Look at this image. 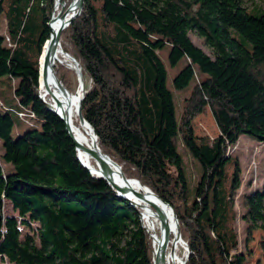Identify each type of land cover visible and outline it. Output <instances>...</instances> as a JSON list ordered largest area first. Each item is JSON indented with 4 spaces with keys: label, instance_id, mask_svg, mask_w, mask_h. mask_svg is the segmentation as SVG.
<instances>
[{
    "label": "trees",
    "instance_id": "1",
    "mask_svg": "<svg viewBox=\"0 0 264 264\" xmlns=\"http://www.w3.org/2000/svg\"><path fill=\"white\" fill-rule=\"evenodd\" d=\"M53 3L0 0V28L6 22L0 79L9 77L22 107L0 98V260L153 264L150 235L137 209L81 164L64 121L39 97L38 58ZM250 9L243 0H83L60 33L61 48L90 79L80 110L98 146L126 177L172 206L190 250L185 264H246L233 202L240 167L235 159L232 173L226 171V149L240 134L264 144V9ZM192 33L212 55L192 41ZM165 46L169 65L182 64L174 88L195 83L179 121L159 54ZM54 69L67 85L68 68ZM206 106L219 130L213 139L193 129L194 116ZM14 115L39 123L13 137ZM178 132L200 165L194 186L174 140ZM5 200L21 223L29 225L25 217L38 222L39 243L31 234L20 236L16 216L2 217ZM242 204L245 241L255 228L264 235V186L244 193ZM259 245L264 250V238Z\"/></svg>",
    "mask_w": 264,
    "mask_h": 264
},
{
    "label": "rangeland",
    "instance_id": "2",
    "mask_svg": "<svg viewBox=\"0 0 264 264\" xmlns=\"http://www.w3.org/2000/svg\"><path fill=\"white\" fill-rule=\"evenodd\" d=\"M61 1L64 2L63 7L61 4L60 5L56 4L57 0H54L51 16H54L56 11L59 12L60 10H62V13H63L66 10V8L68 7V5L72 2V0H68V4H66L64 0H61ZM243 5L248 7V10L250 12H252V10L250 8H252L256 5H259L260 7H262L264 9V0H243ZM56 8H59V9L56 10ZM51 16H50V18H51ZM5 28H6V22H5V19L3 18L0 30L2 32H6ZM49 35H50V29H49ZM190 37L196 45L200 46L208 54H211L210 47H208L204 43V41L201 37L197 36L194 33H192L190 35ZM6 39H8V36H6ZM59 42H60V39H59ZM168 48H169L168 46H165L164 48L160 49L159 54L161 55V57L165 63L166 69H167L166 84L169 87V89L173 92L175 116H176V120L179 121L182 117L183 112H184V106H185L186 98L189 97V95L191 93V89L193 88V85L195 83L192 81L186 87H184L182 89L174 88L173 83H172V78L175 75V73L181 68L182 64L178 63L176 66H170L169 65V62L167 59ZM41 50H42V47H41ZM63 51L67 55L66 58H63L61 62L57 61L56 63H54L53 68H55L57 66V64H61V65L65 66L66 68H68L69 72L67 75V78H68L67 85L63 82L62 78H59V75L56 74L55 69H53L55 76L57 77V79L63 84V86L70 93L75 92L77 86L82 84L83 87H82V91H81V95H80V96H82L85 89L90 87V79L86 75L83 74L78 60L76 58H74V56H72L70 53L66 52L65 50H63ZM40 54H41V51H40ZM40 54H39V56H40ZM39 60H40V58H38V94L40 92L39 91L40 90V87H39V77H40ZM79 72L81 74H79ZM80 77H82V79H83L82 83L80 81ZM196 78H200V77L197 75ZM10 82H11V80L9 79V77L7 75L1 77V79H0V98L2 100H4V102L6 104H9L12 107L17 108V109H22V107L18 103V100L14 98L12 90L9 88ZM45 100H47V99H45ZM51 111H53V110H51ZM30 115H32V114L30 113ZM25 118H26V120H24V119L21 120L16 115H14L15 123H14V127L12 129V136L13 137H16L20 132L27 129L32 122H35L33 124H36V122H37V124L39 123V121H37L34 117H25ZM75 122L78 124H79V122H81L78 113L76 115ZM192 124H193L194 133L196 135L207 136L210 139H213L219 133L218 127L215 123V120L213 118L211 110L208 106H206V108L203 109L202 112L197 113L194 116ZM88 127L91 129V131H93L90 124ZM85 132H87V131L85 130ZM93 133H95V132L93 131ZM174 140H175V143L177 145L178 151L181 153V155L183 157L185 173H186L188 180L190 182V186H194V184L196 183V180L199 177V173L201 171L200 165L196 159L191 157L187 148L183 145V141L181 139V135L179 132L175 136ZM96 143H97V141H96ZM226 153L231 155V160H230V162H228V164L226 166V171L229 172L230 174L232 173V171L234 169L233 163H234L235 159L238 160L239 167H240V172H239L240 184H239L238 188L236 189V191L234 192L235 195L233 198L234 208L236 211L235 225H236V229H237V233H238L240 248L245 249L244 247H246V254H247L246 260H245L246 264H264V250H262L260 248V245H259V242L261 239L264 238V235L260 229L255 228V229L251 230V232L248 234V240L245 241L247 238V233L245 231L246 226H247V222H245L241 218L242 213L244 211L243 204H242L243 194L246 193L247 191H254L255 189L261 190L264 186V145H263V143L252 139L247 134H240L234 143H231L227 146ZM116 163L120 166V164L118 162H116ZM8 166H10V165L8 164ZM120 168H121V166H120ZM131 178H134V177H131ZM135 179H137V178H135ZM144 186H146V185H144ZM146 187H148V186H146ZM136 209L140 215V220H141V212L139 211L138 208H136ZM173 211H174V209H173ZM175 215H176V213H175ZM6 216H16V218L18 220V225H19V228L21 231L20 236L22 238L24 237L25 234H31L35 238V242L39 243L38 236H37L38 226H39L38 222L29 220L27 217H25L24 219L28 220L29 225L21 223L20 220L22 217H20L17 214V212L12 209V205L8 200L3 201V206H2V217L5 218ZM177 222H178V218H177ZM141 224L143 225V227H145V226L148 227V225L144 222L143 219L141 221ZM147 227H145V228L149 232L151 247H152V252H153L154 250H153L152 236H151L150 231L147 229ZM150 230H152V229H150ZM178 230L180 232L179 222H178ZM180 236H181V233H180ZM181 241L184 244H181V246L177 250V253L178 254H184V258L182 259L181 264H185L186 259L189 256L190 250L186 244V241L182 238V236H181ZM152 255H153V260H154L155 254L153 253ZM0 264H16V263L11 262L6 257H4L3 259L0 260Z\"/></svg>",
    "mask_w": 264,
    "mask_h": 264
},
{
    "label": "bare ground",
    "instance_id": "3",
    "mask_svg": "<svg viewBox=\"0 0 264 264\" xmlns=\"http://www.w3.org/2000/svg\"><path fill=\"white\" fill-rule=\"evenodd\" d=\"M56 4L60 5L61 3L57 1ZM57 9L59 8H56V10ZM57 12L58 11L55 12L56 20L50 24V29L52 32H55L57 30L61 22V17L60 15H58ZM69 13L65 15V18L69 16ZM46 47L48 48L49 45L46 44ZM61 47V44H58L56 47L55 55L52 57L51 64L49 65L46 71V78H43L42 76V58H40L39 91L45 99H47L55 106V108V100L60 101L61 112L64 114L70 125L71 133L74 139L78 143L83 145L85 148H91L94 147V143L96 141L91 129L87 126V124L83 122H79V124L75 122V118L77 115L78 98L81 95L83 85H78L75 92L73 93L67 91V93L63 94L57 88V82L54 77L55 73L53 74V64L57 61L61 62L62 59L66 58L67 56ZM47 87H49L50 91H47ZM85 130L87 132H85ZM76 150L77 156L80 160H82V162H84V164L90 166V168L92 169L97 170L98 166L96 164V161L85 151V149L81 147L80 149ZM111 179L113 182L120 186L129 187L126 196L128 197L129 201L133 204V206L138 208L141 212V221L143 219L144 222L148 225V228L152 229L151 235L154 250L153 252L155 254V257H159V264H181V261L184 258V254H178L177 250L181 246V244L184 243L181 240H176L174 237L175 234H177L178 232V227L176 225L172 209L169 206L164 205L157 198V196L150 192L148 189L149 187L146 188L145 186H142L134 179H130L128 181L123 180L120 172L114 166H112ZM134 191L140 192L141 195L139 196L135 194ZM154 205H158L159 207H161L165 213V221L168 224L169 230V239L167 241L165 240L166 230L161 226L159 219L156 217ZM163 243H165V247L163 249L159 248L160 246H162Z\"/></svg>",
    "mask_w": 264,
    "mask_h": 264
},
{
    "label": "water",
    "instance_id": "4",
    "mask_svg": "<svg viewBox=\"0 0 264 264\" xmlns=\"http://www.w3.org/2000/svg\"><path fill=\"white\" fill-rule=\"evenodd\" d=\"M57 1L61 3L62 7L64 6V2L63 1H61V0H57ZM82 2H83V0H72V2L68 5V7L66 8V10L63 13H62V10L57 12L58 15H60V17H61V22H60V25H59V27L57 28V30L55 32H52L51 29H50V23L56 20L55 15L51 16L50 20L48 21V26H49V29H50V35H49V38H46V40L44 41V43L42 45L41 54L39 56V58H42V62H41L42 67L41 68L43 70L42 71L43 78H46L47 68L51 64L52 57L55 55V51H56L57 45L60 44L59 36H60L61 30L71 21V19L74 16H76V15H78L80 13L81 8H82ZM68 13H69V16L67 18H65V15L68 14ZM46 44L49 45L48 48L46 47ZM39 65H40V63H39ZM53 74H54V72H53ZM79 74H81V73L79 72ZM54 77H55L56 82H57L58 90L61 91L63 94L67 93L68 90L57 79L55 74H54ZM80 81L83 82L82 77H80ZM47 89H46L47 91H50L49 87H47ZM39 97L41 98V100L43 101L44 105L48 109L53 110L64 121L67 133H68L69 137L72 139V141H73V143L75 145V148L76 149H80L82 147L83 149H85V151L96 161V164H97L98 168H97V170L96 169H92V168H90V166H87L86 164H84V162H82V160L79 159L81 164L84 167H86L87 169H89L90 172H92V173L95 172V173H93L94 176L105 179L106 182L115 190L117 196L129 201L128 197L126 196V193L128 192L129 187L120 186V185H118V184H116L115 182L112 181V179H111L112 166H114L115 168L118 169V171L120 172L123 180L128 181L130 179H134L138 183H140L142 186H144L138 179L126 177L125 174L123 173V171L121 170L120 166L114 160H112L106 153H104V152H102L100 150V148L98 147L96 141L94 143V147L85 148L83 145H81L80 143H78L74 139V137H73V135L71 133L70 125H69L66 117L64 116V114L61 112V104H60L59 100H55V105H56V108H55V106L51 102H49V101L44 99V97L40 94V92H39ZM80 100H81V96H79V98H78L77 113H78V115L80 117L81 122H83V123H85V124H87L89 126L88 122L83 118V116L81 114ZM92 133H93V131H92ZM93 135H94V138L96 140L95 133H93ZM146 188H148V187H146ZM149 191L152 192L155 196H157V198L164 205L169 206L172 209V211H173L172 206L168 202H166L165 200L160 198L151 189H149ZM134 193L139 195V196L141 195V193L137 192V191H134ZM129 203L131 205H133L130 201H129ZM154 209H155L156 217L159 219L161 226L166 230V233H165L166 239L165 240L167 241L169 239V230H168V224L165 221V213H164L163 209L161 207H159L158 205H154ZM173 214H174V217H175L176 225L178 227V222H177V218H176V215H175L174 211H173ZM177 231L178 232H177V234H175L174 237H175L176 240H181L180 232H179V230H177ZM164 247H165V243H163L162 246H160L159 248L163 249ZM153 264H159V257L158 256L154 258Z\"/></svg>",
    "mask_w": 264,
    "mask_h": 264
},
{
    "label": "crops",
    "instance_id": "5",
    "mask_svg": "<svg viewBox=\"0 0 264 264\" xmlns=\"http://www.w3.org/2000/svg\"><path fill=\"white\" fill-rule=\"evenodd\" d=\"M250 137V136H249Z\"/></svg>",
    "mask_w": 264,
    "mask_h": 264
}]
</instances>
